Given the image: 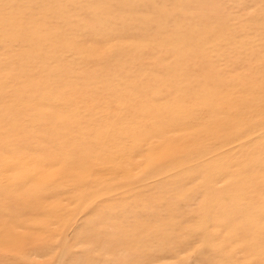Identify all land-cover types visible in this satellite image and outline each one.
<instances>
[{
  "label": "rangeland",
  "instance_id": "rangeland-1",
  "mask_svg": "<svg viewBox=\"0 0 264 264\" xmlns=\"http://www.w3.org/2000/svg\"><path fill=\"white\" fill-rule=\"evenodd\" d=\"M0 264H264V0H0Z\"/></svg>",
  "mask_w": 264,
  "mask_h": 264
}]
</instances>
